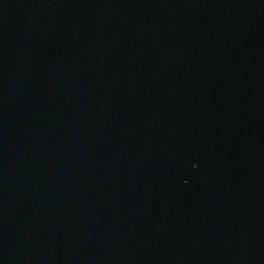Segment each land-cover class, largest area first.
I'll list each match as a JSON object with an SVG mask.
<instances>
[{
    "label": "water",
    "instance_id": "water-1",
    "mask_svg": "<svg viewBox=\"0 0 264 264\" xmlns=\"http://www.w3.org/2000/svg\"><path fill=\"white\" fill-rule=\"evenodd\" d=\"M0 264H264V0H0Z\"/></svg>",
    "mask_w": 264,
    "mask_h": 264
}]
</instances>
